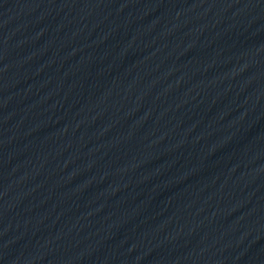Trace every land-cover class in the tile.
I'll use <instances>...</instances> for the list:
<instances>
[{
	"label": "water",
	"instance_id": "95a60500",
	"mask_svg": "<svg viewBox=\"0 0 264 264\" xmlns=\"http://www.w3.org/2000/svg\"><path fill=\"white\" fill-rule=\"evenodd\" d=\"M0 264H264V0L0 4Z\"/></svg>",
	"mask_w": 264,
	"mask_h": 264
}]
</instances>
